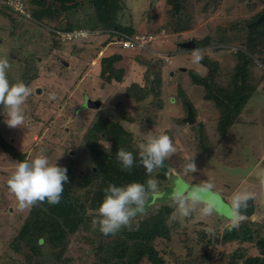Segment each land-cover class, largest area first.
Returning a JSON list of instances; mask_svg holds the SVG:
<instances>
[{"label": "rangeland", "instance_id": "374dc122", "mask_svg": "<svg viewBox=\"0 0 264 264\" xmlns=\"http://www.w3.org/2000/svg\"><path fill=\"white\" fill-rule=\"evenodd\" d=\"M6 1L0 0V6L4 7ZM31 1L10 0L11 5L22 11L16 10L15 22L0 12V57L7 56L12 65L8 78L11 83L22 82L32 89V95L23 105L24 127L10 128L0 108L2 137L27 151L30 160L46 155L51 163L57 162L58 166L65 167L76 156L80 173L84 165L91 164L88 155L81 150H84L88 129L99 117H114L125 124L131 122L137 138L133 144L136 150L149 135L167 134L177 147V153L168 162L175 172L153 174L160 182L159 194L150 199L144 213L138 214L130 226L124 228L137 229L151 215L167 208L175 210L170 200L174 187L187 189L196 184L212 183L213 192L207 197L220 203L222 214L206 220L196 214L189 217L173 214L171 236L155 243L165 264H244L249 257L261 255L256 244L264 237V189L259 185L257 172L264 170V81L258 82L257 91L240 115L237 123L240 124L233 126L227 136H222L218 129L220 109L214 101L204 98V88L193 83L190 71L206 76L210 72L208 62L217 61L222 74L228 75L237 64L235 53L230 48L218 50L215 46H208L203 48L202 61L193 63V49L181 50L179 44L188 47L187 44L208 35L214 42L223 39L228 46L245 44L249 38V23L264 13V0H180L175 5L178 4L179 9L181 6L187 17V22H182V30H178L174 23L173 0H126V9L119 21L136 32L146 33L139 34L140 41L145 42V38L151 37L149 42H154L151 51L148 48L141 51L144 46L136 50L124 49L119 42L106 45L105 35L93 36L86 42L63 41L58 35L61 32L55 34L53 27H41L30 19L26 8H36ZM19 14L24 17L20 18ZM81 19V14L73 18L76 29L82 27ZM239 20L244 27L232 28L231 25ZM56 39L61 43L59 47L55 44ZM115 54L122 56L116 66L124 69V75L120 82L115 79L106 81L99 76L100 60ZM141 57L149 58L153 63L165 58V64L154 67L156 73L161 74L160 85L154 87L158 98L163 101L161 106L137 103L126 93L133 83L143 84L145 81L142 78L148 66L139 60ZM252 71L256 76L261 75L256 67ZM179 86L193 104L197 117L194 124L181 122L187 117L188 110L180 97ZM50 94H55V101L49 100ZM87 96L93 101L99 99V108L94 109L88 103L89 107L83 105L79 109ZM200 129L204 132L201 135L204 142L199 138ZM99 145L105 152L111 148V144L103 139ZM193 156L200 171L193 176H184L181 167ZM15 164L16 161L0 148V264L22 263L21 256L13 252L10 243L23 224L25 218H22L30 212V208L19 209L7 186ZM245 192L254 194L258 213L239 219L237 226L232 227L235 214L229 206L230 200L234 194ZM94 231L92 224L85 236L81 233L72 236L60 264L100 263L102 254L94 258L95 251L89 249L90 256L84 253L91 248L85 243L94 238L91 236ZM235 234L238 239L234 238ZM242 235L251 236V241L242 240ZM117 237L110 235L98 239L95 235L94 240L105 245ZM42 264H58L48 248L44 251Z\"/></svg>", "mask_w": 264, "mask_h": 264}, {"label": "trees", "instance_id": "16d2710c", "mask_svg": "<svg viewBox=\"0 0 264 264\" xmlns=\"http://www.w3.org/2000/svg\"><path fill=\"white\" fill-rule=\"evenodd\" d=\"M179 2L180 0H173L171 11L176 17V19L174 17L176 27L178 30H182L184 28L182 22H187V17L181 6L179 12H176L175 3ZM31 3L36 5V8L32 6L26 8L30 19L41 27H53L55 34L77 30L72 20L80 14L82 22L79 23L82 27L78 29H88L90 33L95 34L94 36L105 35L104 43L106 45L118 43L117 41L131 40L139 34H146L141 30L136 32L134 28L120 23V15L126 9V0H32ZM16 10L19 13L22 12L21 8L18 10L17 6L11 5L10 0L4 3V7L0 6V12L7 16L11 22L17 21L18 12ZM18 16L24 17L21 14ZM254 22L249 23V38L241 46H228V43L224 42L223 39L214 42L211 35L194 42L195 48L203 49L208 46H215V49L218 50L221 47L222 49L230 48L237 59L236 66L228 75L222 74V69L219 68L217 61L208 62L210 72L206 76H202L194 70L190 71L193 83L204 88V98L214 101L220 109L221 117L218 129L222 136H227L229 130L239 121L248 100L257 91L258 84L264 81V71L257 67L259 63L264 65V20L258 25H252ZM231 26L234 29H240L244 27V23L239 20ZM86 41L89 40H84V42ZM55 42L56 45L59 44V47L61 43L57 39ZM140 42L142 41L139 40L138 43ZM179 45L181 50L194 49L182 46V44ZM143 46L140 48L135 45L134 49L140 48L143 51L148 48L147 50L150 49L151 51L154 42H145ZM120 47H123L122 43ZM121 59L122 56L119 54L102 57L99 76L106 81L115 79L120 82L124 75V69L118 68L116 64ZM139 60L148 66V71L143 74L142 78L145 81L143 84L133 83L128 87L126 93L137 103L149 102L161 106L163 101L158 98L155 89L160 85L161 74L160 72L156 73L154 67L157 64H161V66L165 64V58H159L157 63H153L149 58L143 59L141 57ZM253 67L261 71V75L253 74ZM179 92L186 111L190 105L196 116L193 104L186 98L181 86H179ZM81 106L83 105L81 104L79 109ZM128 119L132 120L130 117ZM181 122H185V118ZM194 126L196 127L197 124ZM201 135H204V132L200 129L199 138L204 142ZM101 139L111 144L108 152L100 147L99 141ZM136 139L131 129V122L125 124V122L114 117H99L94 121L84 138V150H81L85 156L88 155L91 164L84 165L83 171L78 173L76 156L72 157L69 165L65 166L68 169L67 175L70 182L64 186L65 190L60 203L58 205L44 203L32 207L28 216L22 218H25L23 224L10 243L13 252L22 258V263L18 261L19 264H42L46 248L58 264L62 263L63 257L68 251L70 238L78 233L85 236V232L90 229L93 220L99 218L97 209L104 198L103 189L109 183L122 186L132 182L144 183L149 178L145 175L143 167L134 168L131 173L121 171L115 158L119 148L132 151L135 155L137 150L133 144H135ZM0 148L14 162L30 160L27 151L19 149L17 145L3 138L1 133ZM176 182L178 179H176L175 185ZM174 212L175 210L167 208L159 211L156 215H151L147 222H141L137 229L126 230L122 228L116 234L118 237L105 245L94 240L95 235L98 239L104 236L97 227V232L91 233L94 238L85 243L91 248H87L84 253L90 256L89 249H91L92 252L97 253L93 255L94 258L102 254L101 262L96 261L95 264H165L166 261L163 256H160L155 243L158 239H169L171 236L170 224ZM256 213H258L257 207ZM244 217L247 218V216ZM227 237L231 238V236ZM238 237L237 234L234 235V238L238 239ZM240 237L247 241L252 239L251 236L242 235ZM256 246L260 249L261 255L249 257L244 264H264V237L259 239ZM8 258L12 259L13 257L9 256Z\"/></svg>", "mask_w": 264, "mask_h": 264}, {"label": "clouds", "instance_id": "9594fccd", "mask_svg": "<svg viewBox=\"0 0 264 264\" xmlns=\"http://www.w3.org/2000/svg\"><path fill=\"white\" fill-rule=\"evenodd\" d=\"M73 32H58L60 34H57L63 40L65 34L62 33H73L68 35L74 36L77 41L90 40L91 36L95 35L84 28ZM137 37L139 35L135 36L134 39ZM117 42L122 43L123 47L121 48L134 49L133 46L126 47L124 40ZM204 52V49L194 48L191 52L192 62L199 63L202 61ZM11 66L7 56L0 57V108L3 109V115L6 118L5 123L10 128L24 127L23 105L32 95V89L22 82H10L8 72ZM258 68H262L264 71L263 64L259 63ZM48 98L50 101L56 100L55 94H50ZM88 101L95 102L89 97L86 98L82 104L84 108L89 107ZM176 153L177 147L173 139L167 134L149 135L144 142L137 146L135 155L132 151L119 148L115 158L120 170L131 173L134 168L143 167L145 175L149 178L144 183L132 182L122 186L109 183L103 189L104 198L97 209L99 218L93 220V228L98 227L101 234L109 236L116 235L122 228L130 226L138 214L144 213L150 199L160 192V182L153 177V174L175 172V169L168 162ZM194 157L182 165L181 172L184 176L189 174L193 176L194 173L200 171ZM67 172L66 167L58 166L57 162L51 163L46 155H38L31 160L17 161L14 171L7 180V186L15 196L21 211L44 203L58 205L64 194L65 184L70 182ZM257 179L260 187L264 189V170L257 172ZM213 189L212 183L196 184L187 189L174 187L170 193V200L175 206L174 215L189 217L196 214L200 219L206 220L213 215L222 214L220 203L206 195L212 193ZM253 197L255 198L254 194L249 192L237 193L232 196L230 207L235 214V218L231 221L232 227H236L238 220L244 218L239 209L241 207L247 209V201Z\"/></svg>", "mask_w": 264, "mask_h": 264}, {"label": "water", "instance_id": "95a60500", "mask_svg": "<svg viewBox=\"0 0 264 264\" xmlns=\"http://www.w3.org/2000/svg\"><path fill=\"white\" fill-rule=\"evenodd\" d=\"M175 9H176V12H178V10H179L178 4L175 5ZM263 20H264V13L258 18V20L253 25H258ZM187 46L194 48L195 44L191 43V44H187ZM88 102L91 104V106H93L95 108H99V106L101 104V101H99V100L95 101V102H92V101H88ZM185 121L189 124H194L196 121V117L194 116L193 109L190 105H188V115L185 118ZM247 204H248L247 209H244L243 207H241L239 209V212L241 215L251 217L256 213V205H255L254 198H249V200L247 201Z\"/></svg>", "mask_w": 264, "mask_h": 264}, {"label": "built area", "instance_id": "2783aa9c", "mask_svg": "<svg viewBox=\"0 0 264 264\" xmlns=\"http://www.w3.org/2000/svg\"><path fill=\"white\" fill-rule=\"evenodd\" d=\"M73 33H75V32H73ZM73 33H62V34H65V36L63 37V41H71V40H73V39H75V37L74 36H69L68 34H73ZM139 37H137L136 39H132V40H127V41H125L124 42V45L126 46V47H134L135 45H138V46H143L144 45V43L145 42H148V41H151V37H149L148 39L147 38H145L146 39V41L144 42H140V43H138L139 42Z\"/></svg>", "mask_w": 264, "mask_h": 264}, {"label": "crops", "instance_id": "0c3cea01", "mask_svg": "<svg viewBox=\"0 0 264 264\" xmlns=\"http://www.w3.org/2000/svg\"><path fill=\"white\" fill-rule=\"evenodd\" d=\"M239 124H240V122H239ZM239 124H237V125H239ZM254 126H255V125H254ZM235 129H238V127H237V128H235ZM233 132H235V131H234V128H233ZM227 135H228V134H227Z\"/></svg>", "mask_w": 264, "mask_h": 264}, {"label": "snow or ice", "instance_id": "6c2138e0", "mask_svg": "<svg viewBox=\"0 0 264 264\" xmlns=\"http://www.w3.org/2000/svg\"><path fill=\"white\" fill-rule=\"evenodd\" d=\"M206 195H209L210 196L211 194L209 193V194H206Z\"/></svg>", "mask_w": 264, "mask_h": 264}]
</instances>
